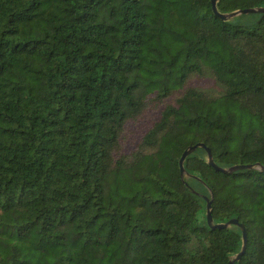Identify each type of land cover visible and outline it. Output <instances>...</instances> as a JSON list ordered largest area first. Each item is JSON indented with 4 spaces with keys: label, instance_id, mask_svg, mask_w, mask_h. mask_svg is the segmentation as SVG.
Returning a JSON list of instances; mask_svg holds the SVG:
<instances>
[{
    "label": "trees",
    "instance_id": "obj_1",
    "mask_svg": "<svg viewBox=\"0 0 264 264\" xmlns=\"http://www.w3.org/2000/svg\"><path fill=\"white\" fill-rule=\"evenodd\" d=\"M218 12L264 0H218ZM0 0V264H264V13ZM204 143L220 171L197 147Z\"/></svg>",
    "mask_w": 264,
    "mask_h": 264
},
{
    "label": "water",
    "instance_id": "obj_2",
    "mask_svg": "<svg viewBox=\"0 0 264 264\" xmlns=\"http://www.w3.org/2000/svg\"><path fill=\"white\" fill-rule=\"evenodd\" d=\"M218 0H211V5H212V9L214 11V13H216L217 15H219V17L222 19V20H228L236 15H239V14H243V13H253V12H261V13H264V7H257V8H246V9H237V10H234V11H231V12H226V13H220L218 12L217 10V7H216V2ZM197 147H202L205 149L206 151V155H207V162L212 165L214 168L220 170V171H232L234 169H238V168H254L255 166L253 165H233V166H230L228 168H222V167H219L217 166L214 161H213V158H212V155H211V152L209 150L208 147L205 146L204 143H195L193 145H189L188 147H186L179 159H178V165H179V171H180V175L183 176L185 173V169H184V160L185 158L190 154L192 153ZM256 167L260 170H264V166L263 165H260V164H256ZM204 199H205V204H206V210H205V217H206V223L209 227L213 228V227H217V228H227L231 225H236L240 228L241 230V239H242V243H241V247H240V250L232 255L228 261V264H233V262L235 260H238L240 255L244 252L245 250V247H246V242H247V239H246V230H245V227L242 223H239L237 221L236 218H231L225 222H217L215 223L213 221V218H212V215H211V199L212 198H208L206 196H204Z\"/></svg>",
    "mask_w": 264,
    "mask_h": 264
},
{
    "label": "rangeland",
    "instance_id": "obj_3",
    "mask_svg": "<svg viewBox=\"0 0 264 264\" xmlns=\"http://www.w3.org/2000/svg\"><path fill=\"white\" fill-rule=\"evenodd\" d=\"M234 18V21L238 23H246L248 21V18L246 16L240 18L238 16H234Z\"/></svg>",
    "mask_w": 264,
    "mask_h": 264
}]
</instances>
